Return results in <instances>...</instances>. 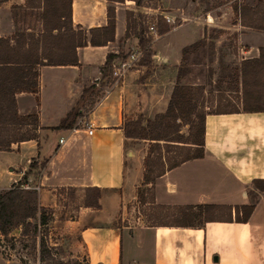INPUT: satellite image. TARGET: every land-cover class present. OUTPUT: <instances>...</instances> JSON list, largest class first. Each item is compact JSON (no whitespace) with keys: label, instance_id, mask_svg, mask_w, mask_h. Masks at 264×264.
Instances as JSON below:
<instances>
[{"label":"crops","instance_id":"obj_1","mask_svg":"<svg viewBox=\"0 0 264 264\" xmlns=\"http://www.w3.org/2000/svg\"><path fill=\"white\" fill-rule=\"evenodd\" d=\"M69 1L71 30L57 20L60 27L51 32H42L41 20L28 21L18 14L41 8L27 7L24 0L0 2V38L7 39L17 55L32 47V56L38 60L43 55L66 59L71 56V32L76 36L80 31L85 40V45L74 48L75 64H36L35 91L15 93L17 114L35 115L37 126L30 131L35 138L0 149V172L12 175L0 190L10 188L26 174L24 183L36 187L32 190L38 204L51 207L63 191L99 188L98 207H81L71 221L77 225L84 264H264V191L254 187V180H264V106L255 104L264 101V32L243 33L249 28L237 24L239 61L237 68L228 69L227 95L236 109L205 114L204 156L189 159L144 185V157L134 163L135 153L125 149V130L134 117L137 100L134 92L144 91L152 99L144 107L160 106L164 112L183 48L208 37V27L176 26L158 36L160 85L153 81L151 71L144 70L143 63L132 68L121 83L103 89L91 100L96 90L104 88L106 80L100 69L106 55L122 58L132 46L133 35L125 36V13L133 10V3H112L113 38L92 46L89 31L106 26L110 3ZM28 39L37 42L28 45ZM260 54V66L256 72L248 71L243 92L241 64L258 59ZM97 77L99 82L94 81ZM64 119L67 128H54ZM78 120L89 124L91 134ZM23 152L24 163L12 165L10 155L22 156ZM30 162L33 168L29 169ZM142 184L152 189L150 204L171 221L115 224ZM250 203L254 206L249 218L238 220L241 207ZM86 218L89 222L83 221Z\"/></svg>","mask_w":264,"mask_h":264},{"label":"rangeland","instance_id":"obj_2","mask_svg":"<svg viewBox=\"0 0 264 264\" xmlns=\"http://www.w3.org/2000/svg\"><path fill=\"white\" fill-rule=\"evenodd\" d=\"M49 1L52 3L58 2L59 4L62 2V0ZM257 1L241 0L242 3L252 6L256 5ZM234 2V0H144L141 7L132 4L131 18L134 22L140 21V24L143 25V35L147 39L145 44L147 46L140 48L137 45L139 38L133 36L132 46L128 48L123 58L134 48H140L142 52L118 83L126 79L132 68H139L145 63L144 70L151 71L150 76L154 75L152 76L153 81H158L156 84L160 85L159 80L162 79V76L159 73L162 70V63L159 55L161 53L160 47L157 45L159 39L151 43L153 36L149 33L148 27L152 23H156L157 34L160 36L164 25L167 24L163 19V15H169L175 19L176 26L205 24L208 27V37L205 35L204 39L201 40V45L197 49L188 50L185 56H182L178 71L172 78L173 86L177 82L191 85L195 89L193 95L199 107H205V112L236 109V103L228 101L227 96L228 69L237 68L239 61V50L237 48L239 31L235 30L238 26L235 13L232 10ZM40 12L41 10L29 8L18 11V14L24 19L27 18L28 21L36 22L40 20ZM208 13L213 19L209 24L206 22ZM168 26L171 30V25L167 24ZM139 29V25H136V28L132 31L137 32ZM248 32L264 31L249 28V30H244L243 33ZM46 43H52V41L46 39ZM104 80H106L104 88L96 90L90 98L91 100H94L103 89L111 85V79L108 76H105ZM134 94H137V100L134 107V117L127 122L126 126V135L128 136L125 140V149L135 153L132 158V162L135 163V160L140 161L141 157L146 156L152 144V141L144 138L141 129L147 125L149 119L151 121L156 119L157 115L161 113L162 107L146 108L144 105L150 104L152 99L147 97L148 95L144 91L134 92ZM161 99L164 103V97ZM158 101L160 102V100ZM255 104L264 106V101H258ZM89 105L88 100L86 106ZM232 105L234 108L231 107ZM25 129L27 128H14L13 135L15 137L19 133L27 135ZM179 131L186 138L189 133V125L185 121L180 122ZM10 157L13 160L12 165L22 164L24 163L25 153L23 152L22 156L10 155ZM126 159L128 161L130 156H127ZM33 163L36 162L33 161ZM10 176L12 175L9 171L8 173L0 172V187L9 184ZM254 187L257 188L258 184L254 183ZM3 191L5 190H0V193ZM133 196L127 207H125V213L123 212L116 219L115 224L133 225L140 223V221L141 223L171 221V219L162 217L160 209L150 204L152 201V189L150 187L140 185L136 188ZM89 200L87 192L70 190L57 194V201L51 207L40 206L37 202V213L34 217L26 219L21 225L20 231L18 228H14L4 236L0 235V264H84V250L77 241V225L71 223V221L77 217L79 209L84 207ZM86 219V221H83L89 222L88 218ZM89 219L91 218L89 217ZM21 230H24L25 234H21Z\"/></svg>","mask_w":264,"mask_h":264},{"label":"trees","instance_id":"obj_3","mask_svg":"<svg viewBox=\"0 0 264 264\" xmlns=\"http://www.w3.org/2000/svg\"><path fill=\"white\" fill-rule=\"evenodd\" d=\"M4 0H0L2 2ZM110 3L106 7L107 22L102 29H93L89 31L90 37L88 43L92 46L103 45L107 40L113 38L114 28V8L112 3L123 2L124 0H106ZM136 7H141L144 0H130ZM232 10L236 16V24L244 28H254L264 31V0H258L256 5H248L241 0H234ZM24 5L31 8H41L40 17L42 32H51L57 29V20L60 25H65L66 30L70 28V1L62 0L58 2H50L49 0H24ZM125 36H136L139 38L140 48L147 43L146 37L143 35V25L134 22L131 18L132 11L125 13ZM139 25L140 29L133 32ZM169 27L164 25L162 33L167 32ZM132 31V32H131ZM72 33V47L70 57L66 59H55L50 55H43L41 59L32 56V47L27 48L24 54L17 55L14 46L8 45L7 39L0 38V149L6 150L11 143L19 142L26 139L35 138V134L30 132L37 126L36 116L32 114L18 115L16 112L14 95L19 91L34 92L36 71L34 66L54 65L55 62L60 64H75L76 57L74 53L75 46L85 45L80 31L76 36ZM108 33V35H106ZM102 34V35H101ZM101 35V36H100ZM46 34L43 35V38ZM37 41L28 39V45ZM202 41L195 42L183 48L182 56H185L188 50L197 49ZM264 48L261 49V52ZM262 54L258 59L244 60L241 64L242 74V91L247 89L245 78L248 71L256 72L262 60ZM117 56L106 55L105 61L101 66V78L108 75L110 63ZM122 58L124 56H121ZM44 60V61H43ZM255 78V76H253ZM195 89L191 85H184L179 82L173 86L167 108L164 112L157 115L154 121L148 120L145 127H142L144 138L152 141L146 156L144 157L143 184H152L156 178L164 174L167 170L193 158H201L204 156V118L205 107H199L196 98L193 95ZM67 119V118H66ZM66 119L62 120L56 127L67 128ZM185 121L189 125V133L186 138L179 131L180 122ZM66 125V126H65ZM24 127L27 135H13L14 128ZM126 132V130H125ZM126 134V133H125ZM147 135V136H146ZM128 136V135H126ZM162 142V143H161ZM29 169L33 168V163H29ZM26 174H23L16 185L0 193V235H6L11 229L18 228L28 218H32L37 213V194L32 189H21L18 185L24 183ZM26 183V182H25ZM258 184V189L264 191V180H254ZM261 186L259 187V185ZM89 194V202L85 206L97 208V199L100 189L97 187L85 188ZM254 203L243 205L241 207V217L238 220L246 221L252 210ZM209 207V206H208ZM21 234H25L21 230ZM22 236V235H21Z\"/></svg>","mask_w":264,"mask_h":264},{"label":"built area","instance_id":"obj_4","mask_svg":"<svg viewBox=\"0 0 264 264\" xmlns=\"http://www.w3.org/2000/svg\"><path fill=\"white\" fill-rule=\"evenodd\" d=\"M163 19L164 21L171 25L172 29L175 28V19L169 15H163ZM211 19V20H210ZM212 18L211 15L208 13L206 16V22L210 23L212 22ZM149 33L152 34L153 39L151 40V43L156 41L158 38V34H157V29H156V23H152L149 27H148ZM142 49L140 48H134L132 49L131 52H129L127 54V56L125 58H119V59H115L112 60L109 66V70H108V77L111 79L110 80V87L115 85L119 80H121L124 77L125 72L131 67V65L133 64V62L139 58V56L141 55ZM95 82H99L100 81V77L95 78L94 79ZM77 124H83L87 134H91V127L89 126V124L87 122H85L84 120H78ZM58 143L61 144L62 143V139L59 138L58 139ZM16 185V182L13 183L11 185L14 186ZM19 188L21 189H36V187H32L30 185H28L27 183H22L20 185H18ZM135 264V263H132Z\"/></svg>","mask_w":264,"mask_h":264},{"label":"bare ground","instance_id":"obj_5","mask_svg":"<svg viewBox=\"0 0 264 264\" xmlns=\"http://www.w3.org/2000/svg\"><path fill=\"white\" fill-rule=\"evenodd\" d=\"M211 20V19H210Z\"/></svg>","mask_w":264,"mask_h":264},{"label":"water","instance_id":"obj_6","mask_svg":"<svg viewBox=\"0 0 264 264\" xmlns=\"http://www.w3.org/2000/svg\"><path fill=\"white\" fill-rule=\"evenodd\" d=\"M216 259V258H215Z\"/></svg>","mask_w":264,"mask_h":264}]
</instances>
